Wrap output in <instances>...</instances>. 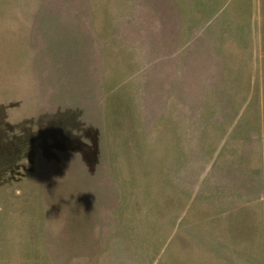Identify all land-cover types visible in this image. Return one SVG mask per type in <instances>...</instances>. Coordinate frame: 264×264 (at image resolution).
Returning a JSON list of instances; mask_svg holds the SVG:
<instances>
[{
	"label": "rangeland",
	"instance_id": "374dc122",
	"mask_svg": "<svg viewBox=\"0 0 264 264\" xmlns=\"http://www.w3.org/2000/svg\"><path fill=\"white\" fill-rule=\"evenodd\" d=\"M231 41L237 73L220 76L211 56ZM255 54L264 56V0H0V264H264L259 205L260 236L224 260L214 246L196 250L190 228L170 241L181 180L190 190L187 148L188 167L214 162L213 178L242 179L247 194L251 178L264 203ZM188 61L194 75L180 73ZM235 85L242 91L225 96ZM124 162L113 176L131 187L111 195L108 168ZM212 202L203 194L195 206ZM222 219L231 240L250 227Z\"/></svg>",
	"mask_w": 264,
	"mask_h": 264
},
{
	"label": "crops",
	"instance_id": "0c3cea01",
	"mask_svg": "<svg viewBox=\"0 0 264 264\" xmlns=\"http://www.w3.org/2000/svg\"><path fill=\"white\" fill-rule=\"evenodd\" d=\"M183 16V15H182ZM177 21L180 24V22H182L181 20V15L177 16ZM175 22V21H174ZM170 34H172L173 29H171ZM194 34H197V32H195ZM233 37L236 39L237 37H235L233 35ZM191 40V39H190ZM190 40L187 39L186 44L187 47H185V54L188 52L189 50V45L190 44ZM229 42V41H228ZM227 42V43H228ZM234 44V45H233ZM233 45V46H232ZM236 51H238V49L235 46L234 41H231L229 43V45L227 46V50L226 49H222V59L223 62L221 60H218L217 58H215L213 55L211 56L212 62L211 64L214 65V67L211 68V70H215L217 69L216 72H218V74L221 76V74H235L237 73L236 68L234 69V65L240 60V55L239 52L236 53ZM233 52V53H232ZM187 59L190 58L191 61V57L189 55H187L186 57ZM254 58L256 65L258 64L259 67L262 66L261 64V59L264 58V56L260 55L257 56L255 55H251L250 57V64H251V60ZM189 61L188 64L185 66L184 68V72L180 71L181 74H185V75H194V65H193V71H192V67H189ZM223 64V65H222ZM226 65V66H225ZM263 68V66H262ZM264 69V68H263ZM224 70H226V72H224ZM261 67L259 68V71L262 74L261 71ZM221 79V77H220ZM242 88V87H241ZM221 89V87H220ZM222 90V89H221ZM242 91V89H240L239 86H232L230 88L227 89V91H223L225 93V96L228 97V92L231 91ZM222 95V93H221ZM248 100L246 103H241L240 106H247L249 104ZM237 105L235 103H232V105ZM263 104V102H262ZM261 107V106H259ZM262 108V107H261ZM262 113V111L260 112V114ZM262 119V114L261 117ZM238 122V120H237ZM183 155V157H181V162L183 164L181 165H185V167H181L180 170H188L189 171V175L191 178L190 181V190L188 188V182H186L184 179L181 180V194L185 195L186 197L184 198V201L182 202V207H180L177 203H176V210L177 207H180V209H182V215L179 217L178 215L175 217V221L174 218H172V229H171V234H170V241L171 244L173 242V240L177 241V235L179 234L178 232V228L180 227L181 229L183 228H190V230H192V232H188L186 234H184V238L186 240H190L191 242L196 243L195 244V248L196 250H203L204 248H206V250H211L208 249L209 247H216V249H214L215 251H219V254H215V256H217V260L218 258H222L223 255L226 253V256L228 257L230 255L231 251H234V249L236 248H240L243 245H246V242L252 241V237L254 236V239L257 240L258 237L260 235L259 234V229L257 227V212H258V205L260 208V211H262L263 215H264V203H260L259 201V197L257 194V184H253L252 181H255L253 179L250 178V183L246 182V185L249 184V186L254 188V193H252L251 189L249 191V194H247L244 191H239V188L244 189L243 185L241 184V180L242 179H235L234 177H232L233 179H230L229 177H227V181L226 183L223 180H218V178H213L211 176V172L215 171L217 168H213L212 166L214 165V162H211L210 164L203 161H197L196 163H191V165L188 167V161L191 160V152L187 151L185 152H181ZM174 154H178V150H176V152ZM173 153L171 154V150H170V157H169V161L171 160V165L169 168V173H170V187L172 189H170V194H178V188H176L175 183H178L176 180H174L175 174H173V170L171 169L172 164H173V159L172 156L174 155ZM214 158H217L216 154H213ZM207 165V168L203 167ZM116 167V169H115ZM112 167L108 168V171H110L109 173V177L107 182L110 181L109 184V191L112 194H116V192H114V190H116L117 188L120 189L119 195L117 196H122L125 194L123 193V190H128L131 186L129 184H126L125 182H122L119 184L117 182V180L114 178L113 174H115V172L113 173V171L116 170V172H118L119 170H126L129 169L128 168V163L125 164V162L122 164H118ZM108 176V175H107ZM183 177V176H182ZM206 178H212V183L208 184V182H206ZM122 179V178H121ZM118 180H120V177L118 176ZM184 182V184H183ZM186 182V184H185ZM209 186H212L209 187ZM207 187L209 188V190H207ZM245 187V186H244ZM207 190V192H206ZM190 191V193H189ZM246 191V190H245ZM114 192V193H113ZM203 194L211 196L214 198V202L211 203V205H205L204 203L201 204V206H199L198 208H196L195 204L196 202H199L200 198L203 196ZM188 195V196H187ZM190 196V199H189ZM116 198V195L114 196ZM113 197V198H114ZM178 198V196H177ZM126 200V199H125ZM209 204V203H207ZM214 204L216 206H214ZM217 207V208H216ZM170 208H171V213L172 215L173 210L175 209V204L172 203L170 204ZM234 214H238L240 215V219L247 218L250 222V227L246 232L243 233H236V235H238V238L235 237L234 239H229V232H231L230 229V224L229 223H225L222 222V218H231V216H233ZM254 215V218H253ZM219 222L221 223L222 226H219ZM254 222L255 227L252 230V223ZM219 230L223 231L224 235H219L220 232ZM174 232H176V236L174 237ZM182 234V233H180ZM191 234L189 237H187L186 235ZM203 234H207V237L203 236ZM263 234V233H262ZM244 239V240H242ZM179 241V239H178ZM234 241H240V242H236L235 244H233ZM244 241V242H242ZM183 243V242H182ZM190 243V242H188ZM250 244V243H247ZM264 245V243H263ZM185 249L187 250V248L185 247ZM223 259V258H222ZM190 261L187 264H192L194 261H192V258L189 259ZM224 260V259H223ZM197 264H203V259L202 261H200Z\"/></svg>",
	"mask_w": 264,
	"mask_h": 264
},
{
	"label": "trees",
	"instance_id": "16d2710c",
	"mask_svg": "<svg viewBox=\"0 0 264 264\" xmlns=\"http://www.w3.org/2000/svg\"><path fill=\"white\" fill-rule=\"evenodd\" d=\"M49 125H52V124H49ZM55 125H56V126H54V127L52 128V130H50V132H49L51 135L57 133L58 130H60V128H59V124H55Z\"/></svg>",
	"mask_w": 264,
	"mask_h": 264
}]
</instances>
